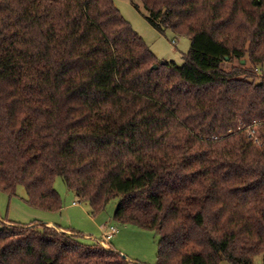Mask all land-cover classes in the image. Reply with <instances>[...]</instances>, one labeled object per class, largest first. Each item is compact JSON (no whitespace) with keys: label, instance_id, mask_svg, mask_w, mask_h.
I'll list each match as a JSON object with an SVG mask.
<instances>
[{"label":"trees","instance_id":"16d2710c","mask_svg":"<svg viewBox=\"0 0 264 264\" xmlns=\"http://www.w3.org/2000/svg\"><path fill=\"white\" fill-rule=\"evenodd\" d=\"M141 1L161 33L191 38L183 65L115 0H0V192L23 185L57 212L61 176L94 216L118 197L115 221L155 230L156 264H264V0ZM0 264L131 262L12 222Z\"/></svg>","mask_w":264,"mask_h":264},{"label":"rangeland","instance_id":"374dc122","mask_svg":"<svg viewBox=\"0 0 264 264\" xmlns=\"http://www.w3.org/2000/svg\"><path fill=\"white\" fill-rule=\"evenodd\" d=\"M136 1L139 7L132 0H115V4L160 60L173 61L177 65H183L185 63L184 56L191 48V38L187 35H177L169 29L165 33H161L148 21V11L144 7L143 2L141 0ZM244 63L247 66H252L246 59ZM233 65H239V60L235 59L231 63H226L225 68L230 70ZM256 72L258 74L256 81L264 80V63L256 67ZM250 131L251 129L249 130V134ZM252 137L256 142L259 141L258 138L256 140V134L255 136L252 135ZM55 187L61 194L65 204L61 212L43 211L34 208L28 203V195L25 187L19 185L14 195H10L7 192H0V214L2 219L7 218L24 225L43 224L55 228L59 232L77 236L85 244L99 243L107 249L114 247L117 251L122 252L123 255H128L132 260L134 259L135 261L131 262V264H156L159 251V234L155 230H147L134 224H121L115 221L113 215L119 202L118 197L112 199L106 209L100 213L102 215L100 221L107 219L108 222H112L106 225L105 231L102 234V231L98 228V223L94 221L95 216L91 213L90 205L87 202L79 201L75 197L74 192L67 187L61 176L56 178ZM73 201H78L79 204L73 205ZM42 213H51L59 224L65 228H69V230L65 231L57 224L48 225L42 222L25 224ZM3 223L7 225L12 224V222L8 221L5 223L0 220V226ZM112 226L117 227V229L119 228L120 231L111 236L110 230ZM222 264L233 263L223 260ZM253 264H262L261 254L254 258Z\"/></svg>","mask_w":264,"mask_h":264},{"label":"crops","instance_id":"0c3cea01","mask_svg":"<svg viewBox=\"0 0 264 264\" xmlns=\"http://www.w3.org/2000/svg\"><path fill=\"white\" fill-rule=\"evenodd\" d=\"M72 204L73 205H78L79 204V202L78 201H73L72 202ZM64 206H65V204H64ZM35 208V207H34ZM64 209V207L60 210V212L62 211ZM40 210V209H39ZM43 211H45V210H43ZM38 217H34L30 222H28V223H25V224H36V223H46V224H48V225H59L63 230H65V231H68L69 230V228H65V227H63L61 224H59V222H57V220L51 215V213H42L41 215H37ZM101 214L99 215V216H95V219H94V221H96L97 223H98V228L100 229V231H102V234L104 233V231H105V227H106V225H108V223H112V222H108L107 221V219H105V220H101L100 221V218H101ZM0 220L2 221V222H14L13 220H9V219H2V216H1V214H0ZM111 220V219H110ZM116 223V222H115ZM120 231V229L118 228V232ZM117 232V233H118ZM116 233V234H117ZM115 234V235H116ZM100 239V238H99ZM120 252V251H119ZM122 253V252H121ZM123 254V253H122ZM124 256H126V258L130 261V262H134L135 260L133 259L132 260V258L130 257V256H128V255H124ZM260 263H261V259H260Z\"/></svg>","mask_w":264,"mask_h":264},{"label":"built area","instance_id":"2783aa9c","mask_svg":"<svg viewBox=\"0 0 264 264\" xmlns=\"http://www.w3.org/2000/svg\"><path fill=\"white\" fill-rule=\"evenodd\" d=\"M250 134H251V136L252 135H254L255 136V130L253 129V130H251L250 131ZM256 140H257V137H256ZM110 234H111V236L114 234V233H116V232H118V229H117V227H115V226H112V228H111V230H110Z\"/></svg>","mask_w":264,"mask_h":264},{"label":"water","instance_id":"95a60500","mask_svg":"<svg viewBox=\"0 0 264 264\" xmlns=\"http://www.w3.org/2000/svg\"><path fill=\"white\" fill-rule=\"evenodd\" d=\"M245 62V60H242V63H244ZM156 67V66H155Z\"/></svg>","mask_w":264,"mask_h":264},{"label":"bare ground","instance_id":"6f19581e","mask_svg":"<svg viewBox=\"0 0 264 264\" xmlns=\"http://www.w3.org/2000/svg\"><path fill=\"white\" fill-rule=\"evenodd\" d=\"M104 245H106V246H107V244H106V243H104Z\"/></svg>","mask_w":264,"mask_h":264}]
</instances>
